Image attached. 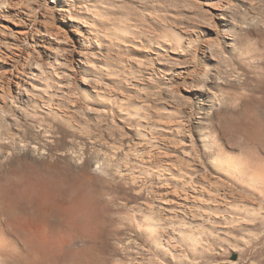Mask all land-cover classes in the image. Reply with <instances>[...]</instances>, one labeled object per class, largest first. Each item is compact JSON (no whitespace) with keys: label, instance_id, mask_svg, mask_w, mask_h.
Instances as JSON below:
<instances>
[{"label":"rangeland","instance_id":"374dc122","mask_svg":"<svg viewBox=\"0 0 264 264\" xmlns=\"http://www.w3.org/2000/svg\"><path fill=\"white\" fill-rule=\"evenodd\" d=\"M15 1L0 16L1 237L9 224L44 264H264V191L211 163L253 159L264 176V0H92L132 26L128 50H83L60 6ZM54 52L63 80L30 90ZM82 52L115 76L84 81ZM117 66L140 71L131 86Z\"/></svg>","mask_w":264,"mask_h":264},{"label":"bare ground","instance_id":"6f19581e","mask_svg":"<svg viewBox=\"0 0 264 264\" xmlns=\"http://www.w3.org/2000/svg\"><path fill=\"white\" fill-rule=\"evenodd\" d=\"M14 0H6L5 3H2V1L0 2V16L2 15H9V12L11 10V8L13 7ZM55 3V6H60L61 8V12H62V16L63 18L67 19L69 21V24L71 27H73L74 31H75V35H77V38L79 39L78 41L81 42V45L83 47V50H89V49H100L101 47L106 48V50L111 49L112 47H116L118 49L121 50H128L130 48H132L133 46L136 47L138 44V42H136V40L133 38V36L131 35V30H133L132 26L127 23V21H123V22H110L105 9H103V7L105 6H100L95 4L92 0H51V2ZM103 1V0H102ZM106 2V1H105ZM100 3V2H97ZM111 6V5H110ZM107 7V6H106ZM16 10V9H15ZM107 10V9H106ZM110 11V10H109ZM59 15V14H58ZM109 15V14H108ZM62 18V19H63ZM3 24V23H1ZM4 25V24H3ZM100 25H106L109 26L111 28V32L110 34L113 35V37L111 35H106L103 34L102 31H100L99 26ZM46 26V25H45ZM67 26V25H66ZM69 26V27H70ZM5 27V26H4ZM34 27V26H33ZM68 27V26H67ZM68 27V28H69ZM1 28V27H0ZM47 28V27H46ZM70 29V28H69ZM72 29V28H71ZM2 30V29H1ZM21 30V29H20ZM42 30V29H41ZM52 30V29H51ZM50 30V31H51ZM27 31V30H25ZM57 31V30H56ZM59 31V30H58ZM73 31V32H74ZM44 32V31H42ZM48 32V30H47ZM47 32L45 33L47 35ZM60 32V31H59ZM23 33V32H22ZM50 33V32H49ZM61 33V32H60ZM3 34V33H2ZM44 34V35H45ZM51 34L53 35V33L51 32ZM65 34V33H64ZM1 35V34H0ZM23 35V34H22ZM59 37V34H57ZM56 35V36H57ZM51 36V35H50ZM49 36V37H50ZM55 36V37H56ZM28 38V37H27ZM52 38V37H51ZM57 38V37H56ZM55 38V39H56ZM61 39V36H60ZM63 41L65 40V37L62 36ZM49 40V39H48ZM57 40V39H56ZM55 40V41H56ZM66 41V40H65ZM153 41V40H152ZM7 42V41H6ZM50 42V41H49ZM48 42V43H49ZM52 42V41H51ZM154 42V41H153ZM160 42V43H159ZM158 43L161 44L162 42L159 41ZM67 43V42H66ZM175 43V42H174ZM151 45V43H150ZM154 45V44H152ZM163 45V44H162ZM149 46V45H148ZM158 46V45H157ZM50 47V46H49ZM175 47V46H174ZM188 47V46H187ZM166 48V47H165ZM164 48V49H165ZM156 49V48H155ZM103 51V50H102ZM64 52V51H63ZM84 52V51H83ZM82 52V56H83V61H81L82 63L80 64L81 66L78 67L81 68V74L83 75V79L84 81L88 80L89 76H93L94 77H99L101 78V76H108L110 77L111 75L113 76V72L110 71L109 68H111L109 66L108 68V63H106L105 61H100V60H95L93 54L91 53L90 55L88 54H83ZM55 53V52H54ZM3 55V54H2ZM54 63L47 65L48 67H44L41 63V65H36L35 68V73H33V77H31V82H29V87L30 90L32 89L35 90H40L41 89H45L49 90L50 85L53 87V83H54V79H58L60 77V71H61V54L56 55V53L54 54ZM60 55V56H59ZM64 55V54H62ZM88 55V56H87ZM108 55V54H107ZM67 56V55H66ZM87 56V57H86ZM65 57V56H64ZM63 58V57H62ZM71 58V57H70ZM45 59V58H44ZM65 59V58H63ZM63 61V60H62ZM68 61V60H67ZM39 62V61H38ZM69 62V61H68ZM67 64L70 67H73L74 65L71 64L70 62ZM72 62V61H71ZM73 63V62H72ZM44 64V63H43ZM140 64V62H139ZM76 65V66H77ZM35 66V65H34ZM2 67V66H1ZM116 67V66H115ZM141 67V66H139ZM74 68V67H73ZM72 68V69H73ZM34 69V68H33ZM147 69V68H146ZM155 69V68H154ZM112 70V69H111ZM66 71V70H65ZM68 71V69H67ZM80 71V70H79ZM113 71V70H112ZM117 73H121V78H117V80L115 81H119V83L121 82L123 85H127V86H131L129 85L130 83L128 81L129 75H132L135 72H140L139 70L136 71H131L130 69H127L126 67H121L118 68L117 66ZM69 72V71H68ZM164 72V71H163ZM148 76H151V78H160V79H164L162 78V75L157 72V70H153L150 69L149 73L147 72ZM68 75H72L71 72L68 73ZM118 75V74H117ZM111 76V77H112ZM115 76V75H114ZM113 76V77H114ZM119 76V75H118ZM164 77V76H163ZM62 79V77H60ZM60 78L58 79V82H60ZM91 78V77H90ZM97 79V80H98ZM63 80V79H62ZM72 80V79H71ZM149 80V79H148ZM155 80V79H154ZM159 80V79H158ZM100 81V80H99ZM19 82V81H18ZM57 83V82H56ZM54 83V84H56ZM63 83V82H61ZM60 84V83H58ZM133 84V82H132ZM135 84V83H134ZM16 85V84H15ZM61 85V84H60ZM59 85V87L61 88V86ZM64 86V84H63ZM28 87V86H27ZM98 87V86H97ZM95 87V88H97ZM136 87V86H135ZM64 88V87H63ZM93 88V89H95ZM26 89V88H25ZM62 89V88H61ZM99 89V88H98ZM60 90V89H59ZM116 90V89H115ZM124 90V89H123ZM137 90V89H136ZM63 91V89H62ZM66 91V89L64 90ZM19 92V91H18ZM48 92V91H47ZM60 92V91H59ZM70 92V91H69ZM96 93H94V97H101V98H107V93L106 92H102V93H97V91H95ZM101 92V91H100ZM58 93V92H57ZM71 93V92H70ZM83 93V92H82ZM89 93V92H88ZM87 93V95H88ZM65 95H67L71 101L73 106H76L79 103V96L77 93H73L69 94L68 92H64ZM93 95V93H91ZM90 94V95H91ZM89 95V96H90ZM129 95V94H128ZM81 96V94H80ZM48 97V95H47ZM84 97V96H83ZM88 96H85L84 98H86ZM110 97V96H109ZM108 97V98H109ZM128 97V96H127ZM51 98V97H50ZM69 99V100H70ZM92 99V98H91ZM94 99V98H93ZM130 99V98H129ZM89 100V99H87ZM68 101V100H66ZM70 101V102H71ZM60 102V101H59ZM89 102V101H88ZM98 102V101H97ZM102 102V101H101ZM103 103V102H102ZM106 103V102H105ZM107 105V104H106ZM45 106V105H44ZM88 106V105H87ZM95 107V106H94ZM35 108V107H34ZM76 109V108H75ZM51 110V108H50ZM213 141H211L210 143H208L206 146L209 147V145H214L215 143V139H212ZM217 140V139H216ZM206 141V140H205ZM207 143V142H206ZM216 144V143H215ZM221 153V152H220ZM217 155V154H215ZM226 155V154H225ZM257 160V159H256ZM257 161H254L253 159H247V158H234V157H229L227 156H222L221 155H217V157H214L211 159V163L213 164V166L222 171L223 173H225L226 175L231 176L232 178H234L233 180H236V182H238L241 186V188L248 190L249 192L252 191H256L258 193H262V191H264V176L260 175L258 173V171H262L257 169L258 166V162L257 164L255 163ZM212 166V167H213ZM213 167V168H214ZM90 173V172H89ZM17 175V174H16ZM23 175V174H22ZM61 175V174H60ZM92 175V174H91ZM19 178V177H18ZM12 179V178H11ZM19 180V179H18ZM17 180V181H18ZM238 184V185H239ZM26 187V186H25ZM28 188V187H27ZM65 191V190H64ZM31 192V191H30ZM50 192V191H49ZM54 193V192H53ZM62 193V192H61ZM60 193V194H61ZM87 193V192H86ZM101 193V192H100ZM264 193V192H263ZM42 194V193H41ZM96 194V193H95ZM99 194V193H98ZM100 195V194H99ZM102 195V193H101ZM105 195V194H104ZM264 195V194H263ZM98 196V195H97ZM69 197V196H68ZM74 197V196H73ZM90 197V196H89ZM99 197V196H98ZM61 198V196H60ZM95 197H93L94 199ZM104 198V196L102 197ZM50 199V198H49ZM52 199V198H51ZM50 199V200H51ZM57 199V198H55ZM62 199V198H61ZM73 199V198H72ZM90 199V198H89ZM40 200V199H39ZM54 200V198H53ZM65 200V198L63 199ZM70 200V199H69ZM68 200V201H69ZM85 200V199H84ZM100 200V199H99ZM55 201V200H54ZM53 201V202H54ZM60 201V200H59ZM72 201V200H70ZM76 201V200H75ZM101 201V200H100ZM112 201V200H111ZM41 202V201H40ZM43 202V201H42ZM102 202V201H101ZM100 202V203H101ZM36 203V202H35ZM45 203V202H44ZM47 203V201H46ZM61 203V202H60ZM59 203V204H60ZM48 204V203H47ZM56 204L57 206V202L53 203L51 205ZM206 204V203H205ZM46 205V204H45ZM41 206V205H40ZM49 205H47L48 207ZM46 207V208H47ZM52 207V206H51ZM246 207V206H245ZM250 206H248L249 208ZM41 208V207H39ZM42 209V208H41ZM45 210V208H43ZM42 209V210H43ZM233 209V208H232ZM256 209V208H255ZM39 210V209H38ZM234 211V210H233ZM260 212V211H259ZM43 213V212H42ZM230 213V212H229ZM261 213V212H260ZM262 214V213H261ZM264 214V213H263ZM37 215V214H36ZM41 215V214H40ZM43 215V214H42ZM41 215V216H42ZM242 215V214H241ZM245 215V214H244ZM251 215V214H250ZM44 216V215H43ZM228 216V215H227ZM234 216V215H233ZM247 216V215H246ZM258 216V215H257ZM36 217V216H35ZM83 217V216H82ZM10 222V221H9ZM150 222V221H149ZM59 224V223H58ZM234 224V223H233ZM3 226V225H2ZM5 226V233H4V237H1L0 235V264H13L15 263V259H16V255H19V257L21 259L24 260L25 264H44V260L42 261V257L39 254L37 249L31 248V247H27L25 244V238L21 239L20 243H18V241L16 239H14L13 235L10 232V225H4ZM56 226V225H55ZM14 228V227H13ZM59 228V227H58ZM31 229V228H30ZM42 231V230H41ZM159 231V230H158ZM45 232V231H44ZM156 232V231H155ZM153 233V232H152ZM3 234V232H2ZM159 237H156L155 239V243L159 246H163V248H165V252L167 253L168 256H170L172 259L175 257L174 255L177 254V252L174 254L175 250H174V244L172 243H163L161 237L163 236V232L162 233H158ZM260 237V236H259ZM23 240V241H22ZM28 240V239H27ZM183 241L184 242H188V241H197V238L194 234L190 233V232H186V234L183 236ZM249 240L245 241L246 243ZM22 242V243H21ZM244 242V243H245ZM32 243V241H31ZM24 244V245H23ZM248 244V243H247ZM156 245V246H157ZM197 247V245H196ZM209 248V247H208ZM82 250V249H81ZM161 251V250H160ZM44 252V251H43ZM80 252V251H79ZM49 257V256H48ZM19 258V259H20ZM183 259V257H182ZM185 259V258H184ZM77 260V259H76ZM83 260V259H82ZM19 261V260H18ZM48 261V260H47ZM20 262V261H19ZM65 262V261H64ZM18 263V262H16ZM15 263V264H16ZM191 263V262H190ZM21 264V263H20ZM48 264V263H47Z\"/></svg>","mask_w":264,"mask_h":264}]
</instances>
